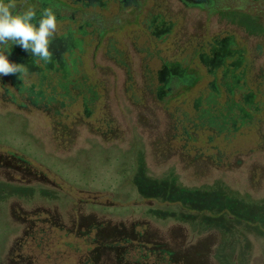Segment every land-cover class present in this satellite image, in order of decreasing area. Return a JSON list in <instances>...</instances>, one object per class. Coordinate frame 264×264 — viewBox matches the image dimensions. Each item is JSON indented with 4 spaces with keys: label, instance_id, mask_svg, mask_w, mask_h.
Returning <instances> with one entry per match:
<instances>
[{
    "label": "rangeland",
    "instance_id": "obj_1",
    "mask_svg": "<svg viewBox=\"0 0 264 264\" xmlns=\"http://www.w3.org/2000/svg\"><path fill=\"white\" fill-rule=\"evenodd\" d=\"M242 1L245 3L238 6L248 12H241L237 18L234 13H226L225 33L236 32V40L240 38L241 44H246L242 46V60L254 65L253 74L263 75L264 0ZM71 13L65 10L61 15ZM253 15H257L255 20ZM197 24L195 30L190 29L194 32L190 36L203 30L199 26L202 23ZM254 48L258 50L256 59L251 54ZM97 58L96 73L106 77L111 69L116 81L107 83L105 95L93 91L87 97L86 104L92 113L86 115L85 124L65 119L59 98L51 96L56 88L46 82L36 83L42 90L40 95L31 97L25 83L16 86V93H10L17 105H50L46 115L2 110L8 105L0 103V147L11 151L0 150V166L16 163L21 167L14 169L23 168L30 174L21 178L14 176V172H6L7 177H3L0 170V264L73 262L74 258L67 262L64 258L67 253L64 241L73 247L84 241L92 242V264H136L139 258V264H190L193 256L200 264H221L218 249L224 240L232 241L231 246L224 243L222 246L228 263L253 264L258 258L254 264H264V209H258V202L264 204V197L242 193L220 180L203 181L207 179L205 176L189 177L193 168L189 169L190 162L179 154L173 162L162 161L160 154L167 152L157 150L154 144L162 115L139 111L131 118L124 110L142 106L158 112L160 103L166 104L170 98L159 101L147 93L134 98L123 96L130 83L123 81L121 70L108 62L104 50ZM133 68L139 72L137 62ZM247 78L249 86L251 78L249 75ZM140 79L135 81L139 87L143 85ZM72 84H60L66 105L79 96L74 91L79 88ZM193 100L188 95L178 102L187 106ZM231 100L238 105L236 97ZM210 102L222 105L226 98L220 95L210 98ZM102 115L112 124L115 132H109L119 138L116 142L101 144L98 138L93 139V136L108 139L102 135L104 126L88 129L87 121ZM242 115L238 114L242 120H249ZM140 129L145 137L139 134ZM262 162L264 165V159ZM246 163L243 170L250 177L255 166ZM194 170L203 173L202 167L195 166ZM196 238L213 243L208 252L201 246L198 252L188 253Z\"/></svg>",
    "mask_w": 264,
    "mask_h": 264
},
{
    "label": "flooded vegetation",
    "instance_id": "obj_2",
    "mask_svg": "<svg viewBox=\"0 0 264 264\" xmlns=\"http://www.w3.org/2000/svg\"><path fill=\"white\" fill-rule=\"evenodd\" d=\"M62 1L57 4L54 0H14V13H23L32 8L37 13V20L44 8L51 7L50 3L56 4L52 8L57 15V31L50 45L53 52L51 62L39 60L21 46H11L10 62L24 65L26 71L23 75L0 76V103L8 105L2 110L48 114L50 105H17L10 96V93H16V86L21 87L23 83L31 97L33 94L40 95L42 90L37 88L36 83L46 82L49 87L56 88L57 91L51 96L59 98L65 119L69 123H84L86 115L92 113L86 104L87 97L92 96L93 91L105 95L107 83L116 81L111 69H108L106 77L96 73L95 66L99 64L97 54L104 50L108 62L121 70L123 81L130 83L128 90L122 92L123 96L134 98L147 93L159 101L170 98L168 103H160L158 112L147 111L142 106L124 110L131 118L139 111L162 115L154 141L157 150L167 152L160 154L162 161L173 162L179 154L190 162L188 168H193L189 177L205 176L207 179L203 181L213 180L215 183V180H220L242 193L264 197V165L260 163L264 159V74H253L254 65L244 63L242 46L246 44H241L240 38L236 40V32L225 33L226 13H234L237 18L241 12H248L238 6L244 1L236 0L235 6L227 5L226 0ZM65 10L72 13L61 15ZM252 17L255 20L257 15ZM198 22L202 23L199 26L203 30L198 35L190 36L194 33L190 29L195 30ZM184 37L190 38L186 40ZM253 50L251 54L256 59L258 50ZM89 54L91 57H88ZM136 62L139 64L138 73L133 68ZM247 75L251 78L249 86ZM138 77L143 82L141 87L135 84ZM70 83L79 88L74 89L79 96L75 97L76 101L66 105L65 96L60 94V84L70 86ZM188 95L194 98L190 105L178 102L180 97ZM220 95L226 98L227 104H210V98ZM234 97L238 105L231 100ZM238 114H243L249 120H242ZM87 122L89 130L104 126L102 135L108 139L93 136V139L98 138L99 143L119 139L110 134L115 131L104 115ZM107 125H111V128L107 129ZM141 132L142 129L139 134L145 137ZM0 150L9 151L1 147ZM246 161L255 166L250 177L243 170ZM15 166L21 167L16 163L9 167L0 166L3 177H7L6 172H14V176L21 178L30 176L26 169H14ZM195 166L202 167V175L195 172ZM258 203L259 211H263L260 209H264V204ZM223 234L233 237L232 234ZM198 238L193 239L197 244L193 241L188 253L194 250L198 252L201 246H205L208 252L213 244L210 240L203 242ZM223 243L231 246L232 241L220 243L219 262L230 264L223 253ZM17 255L23 257L25 253ZM192 258L190 264L193 261L200 264L196 257L195 260Z\"/></svg>",
    "mask_w": 264,
    "mask_h": 264
},
{
    "label": "clouds",
    "instance_id": "obj_3",
    "mask_svg": "<svg viewBox=\"0 0 264 264\" xmlns=\"http://www.w3.org/2000/svg\"><path fill=\"white\" fill-rule=\"evenodd\" d=\"M14 7V0H0V76L23 75L26 71L24 65L10 62L12 45L21 46L44 62H51L53 58L50 45L57 31V15L53 8H44L37 20V13L32 8L14 13Z\"/></svg>",
    "mask_w": 264,
    "mask_h": 264
},
{
    "label": "trees",
    "instance_id": "obj_4",
    "mask_svg": "<svg viewBox=\"0 0 264 264\" xmlns=\"http://www.w3.org/2000/svg\"><path fill=\"white\" fill-rule=\"evenodd\" d=\"M65 239H67V237H65ZM63 244L65 246V249L67 250V253H64V258H66V262L70 258H74L73 262H68L67 264H92L91 263V257H90V254H92L91 252L94 248L92 246L93 245L92 242L84 241L82 243V245L77 246V247H73V245L71 243H68L66 241H64ZM94 246H95V244H94ZM68 251H70V252H68ZM136 261H137L136 264H139L140 258Z\"/></svg>",
    "mask_w": 264,
    "mask_h": 264
}]
</instances>
